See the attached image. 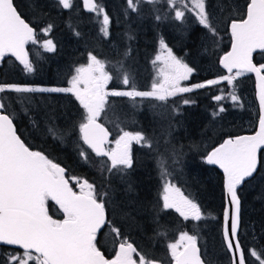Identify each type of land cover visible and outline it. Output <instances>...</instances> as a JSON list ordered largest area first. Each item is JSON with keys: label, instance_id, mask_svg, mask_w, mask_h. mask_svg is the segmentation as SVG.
I'll return each mask as SVG.
<instances>
[{"label": "trees", "instance_id": "trees-1", "mask_svg": "<svg viewBox=\"0 0 264 264\" xmlns=\"http://www.w3.org/2000/svg\"><path fill=\"white\" fill-rule=\"evenodd\" d=\"M219 1L223 11L219 19H210L216 29L213 35L198 20L191 21L186 14L182 20H176L175 12L165 0H159L155 5L142 3L139 14L129 11L128 15L124 14L126 0H96L110 16L109 35L105 37L99 32L102 16L84 9L82 0H73L70 9H63L58 0H14L21 16L37 30V42L26 45L33 71L26 72L23 65L9 54L0 61V83L68 87L74 69L86 64L91 52L106 62V70L114 77L108 90H128L134 86L139 91H149L152 83L161 78L160 63H154L161 49V39L176 58L194 69L189 79L181 82L182 86L191 87L227 75L219 59L231 44L229 23L232 18L245 16L249 0H240L236 14L232 3ZM213 3L214 0H206L208 11L214 7ZM157 15L161 19L157 20ZM49 24L52 28L47 37L56 46L51 52L38 44L42 40L39 36L41 30ZM205 38L210 39V44L215 39L217 44L208 57H201L199 50L201 46L206 48L203 45ZM126 52L127 56L124 55ZM254 60L258 65L264 63V52L254 53ZM120 64L124 65L123 69ZM124 71L129 74V86L122 84ZM233 91L240 97L237 102L228 96ZM217 95L226 98L218 102L214 100ZM22 99L24 103H20ZM184 100L190 102L184 104ZM0 101L6 104L3 111L13 119L26 145L64 167L69 183L77 185L73 177L87 179L96 186L98 198H105L110 224L104 225L97 236V247L105 256L115 255L118 244L127 239L147 258L170 264L167 244L175 242L181 231H187L197 236V244L207 263V253L215 259L221 250L227 259L226 264H231L222 235L223 173L208 164L204 157L229 136L256 129L259 107L251 73H244L233 85L222 82L217 86L178 93L166 101L110 96L99 120L111 131V140L123 129L141 131L153 141L151 149L135 141L131 144L133 168L128 170V179L133 185L131 192L125 181L102 170L107 158L96 157L87 149L78 139V130L71 136L60 138H54L47 131L53 125L64 129L81 121L83 110L71 93L6 91L0 93ZM221 105L225 111L214 116ZM81 148L88 152L87 162L79 156ZM161 158L167 165V174L158 168L157 160ZM259 158L257 172L237 190L241 200L239 239L245 249L246 264H259L248 255L249 251L254 249L264 253L261 250L264 248V149H261ZM165 183L179 188L200 205V221H186L175 210L162 209ZM104 193L108 196L103 197ZM47 208L53 219H63L62 210L54 201L50 200ZM111 225L121 229L119 237L111 231ZM5 249L20 250L18 246L0 245V250ZM134 258L138 259L135 254ZM261 258L264 259V255Z\"/></svg>", "mask_w": 264, "mask_h": 264}, {"label": "snow or ice", "instance_id": "snow-or-ice-1", "mask_svg": "<svg viewBox=\"0 0 264 264\" xmlns=\"http://www.w3.org/2000/svg\"><path fill=\"white\" fill-rule=\"evenodd\" d=\"M158 2L159 0H126L124 14L128 15L129 11L139 14L142 3L155 5ZM165 3L175 12L176 20H182L186 11L194 13L200 25L211 34H216L206 10V0H165ZM58 4L63 9H70L73 0H58ZM83 5L86 10L102 15L103 26L100 31L107 37L110 16L105 8L96 0H83ZM156 19H161V16L157 15ZM51 28L52 25L49 24L41 31L47 34ZM230 28L231 51L219 60L228 74L191 87H182L181 82L187 81L194 69L176 58L161 39V49L166 51L159 73L161 78L152 83L149 91H139L134 86L128 90H108V84L114 77L106 70V62L89 52L88 62L74 69L68 87L44 88L0 83V93H71L83 110L81 121L64 129L53 125L47 131L54 138H60L71 136L78 130V139L87 149L96 157L107 158L102 170L125 181L131 192L133 185L128 179V170L133 168L131 144L135 141L151 149L153 141L141 131L130 132L123 129H120L115 140L109 141L110 133L99 123V118L105 111L110 96L166 101L178 93L217 86L222 82L233 85L244 73H255L260 113L258 130L254 135L229 136L204 157L208 164L219 165L223 169V183L227 193V207L223 212V239L228 251L232 253V264H246L245 249L239 239L241 200L237 187L257 172L258 151L264 148V63H253V53L257 50L264 52V0H249L246 16L232 18ZM36 31L22 18L14 6V0H0V60L11 54L26 72H32L33 66L25 46L30 42H37ZM42 46L49 52L55 51L56 47L50 39L44 40ZM124 55L127 56L128 53ZM161 60L162 57L157 55L154 63ZM123 68L124 65L120 64V69ZM122 84L130 85V77L126 71L122 74ZM228 96L233 102L240 99L234 91L229 92ZM225 98L217 95L214 100L219 102ZM24 102V99L20 101ZM189 102L183 101L184 104ZM5 107L6 104L0 101V244L18 246L21 254L14 252L6 256L4 264H159L158 260L149 259L146 254L139 252L127 239L118 244L111 259L105 257L97 247L98 230L103 225L110 224L106 215L105 198H98L96 186L87 179L73 177L79 187V191H74L65 176L64 167L49 159L43 152L33 151L17 135L13 119L3 111ZM224 111L225 108L221 105L213 115ZM49 119L51 121L52 118ZM109 144L113 146L109 147ZM79 156L85 162L88 161L85 149H80ZM157 165L167 174L163 158L157 160ZM107 196L108 193L103 194V197ZM50 200L59 205L63 219H53L49 215L47 204ZM162 209H173L186 221L202 219L200 205L170 183L163 186ZM111 231L117 237L121 235L119 227L111 225ZM197 239L196 235L181 231L175 242L168 243L171 264H205ZM134 254L138 259L134 258ZM248 255L254 257L259 264H264V259L261 258L264 253L253 249Z\"/></svg>", "mask_w": 264, "mask_h": 264}, {"label": "rangeland", "instance_id": "rangeland-1", "mask_svg": "<svg viewBox=\"0 0 264 264\" xmlns=\"http://www.w3.org/2000/svg\"><path fill=\"white\" fill-rule=\"evenodd\" d=\"M224 1H226V0H224ZM227 1H229L230 3H232L235 7H233V13L234 14H236L237 12H238V8H239V6L241 5L240 4V0H227ZM220 1L219 0H214V3H213V8H211L209 11H208V9H207V6H206V10L209 12V16H210V19H219V17H220V15L219 14H221L222 13V11H221V9H223V7L222 6H220ZM189 7H190V5H189ZM217 8H218V10H217ZM181 10H184V9H181ZM185 14H186V16H188V18L191 20V19H193L194 21H196L197 19L195 18V15H194V13H191V12H188V11H186L185 12ZM102 16V15H101ZM215 17V18H214ZM101 20H103V17L101 18ZM192 21V20H191ZM219 24V23H218ZM101 27L103 26L102 24L100 25ZM101 27L99 28V32H100V29H101ZM49 33V32H48ZM48 33L47 34H45V33H43L42 31L40 32V35L39 36H41L42 37V40H39L38 41V44L40 45V46H42L43 45V41L44 40H47V39H49L47 36H48ZM214 37V36H213ZM38 39V38H37ZM51 40V39H50ZM207 42V43H206ZM210 39H207L206 40V38H205V40H204V43H203V45H205L204 46V48L205 49H203L202 48V46H201V49L199 50V55L202 57V55H206L207 57L209 56V54L210 53H212V50L214 51V47L216 46V44H217V41L215 40V39H213V42L210 44ZM208 45H210V47H207ZM42 48H43V46H42ZM169 48V47H168ZM157 55H160L161 57H162V60L161 61H158L159 63H160V65H159V72H160V69L163 67V59H164V57L166 56V51L165 50H162V49H160L158 52H157V54H156V56ZM218 78V77H217ZM27 86H30V85H27ZM182 86V85H181ZM32 87H44V88H48V87H46V86H32ZM182 87H184V86H182ZM188 87V86H187ZM118 136V135H117ZM117 136H115L114 137V139H112L111 141H113V140H115L116 138H117ZM113 145L112 144H110L109 145V147H112ZM93 164H94V166L95 167H98L97 166V162H95V161H93ZM78 186V185H77ZM261 250L264 252V248H261ZM206 260L208 261V263H210V264H226V262H227V259L226 258H224V253H223V251H221V250H219L218 251V256L214 259V257L211 255V254H206Z\"/></svg>", "mask_w": 264, "mask_h": 264}, {"label": "water", "instance_id": "water-1", "mask_svg": "<svg viewBox=\"0 0 264 264\" xmlns=\"http://www.w3.org/2000/svg\"><path fill=\"white\" fill-rule=\"evenodd\" d=\"M83 1V0H82ZM15 6V5H14ZM16 7V6H15ZM83 7H84V5H83ZM85 9V8H84ZM245 16H246V13H245ZM244 16V17H245ZM23 18V17H22ZM26 22H28V21H26ZM29 23V22H28ZM230 23H231V21H230ZM230 23H229V32H230V34H231V28H230ZM30 24V23H29ZM31 25V24H30ZM32 26V25H31ZM33 27V26H32ZM34 28V27H33ZM26 47V46H25ZM27 50V49H26ZM229 51H231V44H230V47H229V49L226 51V52H224L223 54H222V56L221 57H223L227 52H229ZM257 51H259V50H257ZM256 51V52H257ZM256 52H254V53H256ZM254 53H253V63H255V64H257L256 62H255V60H254ZM220 57V58H221ZM220 60V59H219ZM1 61V60H0ZM220 64V63H219ZM258 65V64H257ZM220 66L221 67H223L221 64H220ZM233 71H235V70H233ZM252 75H253V77H254V87H255V97H256V100H257V104H258V107H259V97H258V88H257V77H256V74L255 73H251ZM6 114V113H5ZM260 114V113H259ZM99 123H102L100 120H99ZM13 124H14V127H15V129H16V132H17V128H16V125H15V123H14V121H13ZM107 129H108V131H109V133H110V136H109V141L111 140V137H112V133H111V131L109 130V128L104 124V123H102ZM258 128H259V118H258V122H257V126H256V129L253 131V132H247V133H242V134H239V135H254L255 134V132L258 130ZM17 135H19L18 134V132H17ZM20 136V135H19ZM238 136V135H237ZM235 137V136H234ZM22 139V138H21ZM227 139V138H226ZM23 140V139H22ZM221 143H223V141L222 142H220L219 144H221ZM219 144H217L216 146H214L209 152H211L215 147H218L219 146ZM262 149H264V148H262ZM260 151H261V149L258 151V161H260V158H259V155H260ZM208 152V153H209ZM211 165V164H210ZM258 165H259V162H258ZM215 167H217L222 173H223V169H221L220 167H219V165H214ZM255 174V173H254ZM253 174V175H254ZM251 178V177H250ZM246 179H249V178H246ZM223 180H224V173H223ZM243 183L244 182H242V184L241 185H239L238 187H237V190L239 189V188H241L242 187V185H243ZM70 184V183H69ZM223 186H224V183H223ZM224 199H225V204H224V209H225V207H227V193H226V191H225V189H224ZM223 212H224V210H223ZM223 223H224V221L222 220V235H223ZM103 227V226H102ZM101 227V228H102ZM99 231V230H98ZM198 245V244H197ZM226 245V244H225ZM199 247V246H198ZM227 248V247H226ZM228 250V249H227ZM229 252V251H228ZM229 254H230V259H231V264H232V253L231 252H229ZM205 264H207L206 262H205Z\"/></svg>", "mask_w": 264, "mask_h": 264}, {"label": "flooded vegetation", "instance_id": "flooded-vegetation-1", "mask_svg": "<svg viewBox=\"0 0 264 264\" xmlns=\"http://www.w3.org/2000/svg\"><path fill=\"white\" fill-rule=\"evenodd\" d=\"M110 145V144H109ZM108 145V146H109ZM70 186H72L73 187V190L74 191H79V187L77 186V185H73V184H71L70 183ZM103 227H104V225H103ZM103 227L98 231V233H97V236H98V234L101 232V230L103 229ZM0 245H2V244H0ZM5 246V245H4ZM7 247H12V246H7ZM15 248H17V247H15ZM16 253V254H21V250H18V249H14V250H12V249H5V250H0V264H4V258L6 257V256H9V255H11L12 253ZM114 256V255H113ZM113 256H111V257H108V256H105L106 258H108V259H111ZM203 257V256H202ZM205 260V259H204ZM206 262V261H205ZM207 263V262H206ZM159 264H162V263H160L159 262ZM171 264V263H170ZM208 264V263H207Z\"/></svg>", "mask_w": 264, "mask_h": 264}]
</instances>
